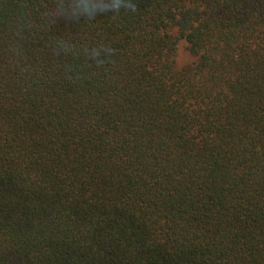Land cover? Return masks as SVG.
I'll list each match as a JSON object with an SVG mask.
<instances>
[{
	"label": "trees",
	"instance_id": "obj_1",
	"mask_svg": "<svg viewBox=\"0 0 264 264\" xmlns=\"http://www.w3.org/2000/svg\"><path fill=\"white\" fill-rule=\"evenodd\" d=\"M0 264H264V0H0Z\"/></svg>",
	"mask_w": 264,
	"mask_h": 264
},
{
	"label": "rangeland",
	"instance_id": "obj_2",
	"mask_svg": "<svg viewBox=\"0 0 264 264\" xmlns=\"http://www.w3.org/2000/svg\"><path fill=\"white\" fill-rule=\"evenodd\" d=\"M178 63L180 65H184L186 63H189L191 61V58L189 57V54L186 49L185 43H180L178 53H177Z\"/></svg>",
	"mask_w": 264,
	"mask_h": 264
}]
</instances>
